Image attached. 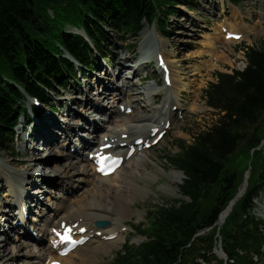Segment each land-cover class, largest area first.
I'll return each instance as SVG.
<instances>
[{"label":"trees","instance_id":"trees-1","mask_svg":"<svg viewBox=\"0 0 264 264\" xmlns=\"http://www.w3.org/2000/svg\"><path fill=\"white\" fill-rule=\"evenodd\" d=\"M155 1L156 8L151 0H0V150L10 141L20 109L23 94L18 86L45 96L34 80L52 87L72 72L64 50L87 66L93 63L89 42L68 32L67 25L83 28L103 51L109 42L107 29L137 33L144 18L157 16L158 11L175 13L176 5L187 0ZM247 56L245 70L220 74V81L209 91L210 104L225 113L199 133L193 144L181 146L174 158L188 174L182 190L189 199H175L150 212V240L139 248L127 245L126 253L119 254L115 264L188 262L217 240L216 228L193 238L215 223L224 204L238 190L254 135L264 138V50L251 46ZM254 157L264 159L261 150L255 151ZM254 193L250 190L244 196L221 228L225 250L236 258L235 264H255L249 255L240 256L235 251L258 248L245 245L244 214Z\"/></svg>","mask_w":264,"mask_h":264},{"label":"bare ground","instance_id":"bare-ground-1","mask_svg":"<svg viewBox=\"0 0 264 264\" xmlns=\"http://www.w3.org/2000/svg\"><path fill=\"white\" fill-rule=\"evenodd\" d=\"M231 12L233 21L223 22L220 28H222V26L226 23V26L229 29H235L239 31L245 29L247 25L243 22L242 16L236 13V8L233 7ZM246 13L249 14V12ZM248 26V29L254 31L257 30V32H261L262 30H264L260 26H253L250 24ZM220 28L217 30L216 34H207L202 46L200 45L198 50L196 51V55L198 58H203L205 55L210 56V59L207 61V66L209 68H212L211 62L213 59H218L222 62H225L223 59H226V61L230 63L229 54H226V52L221 50L220 47L221 45L230 46L235 42L232 41L230 43V41L226 40ZM145 35L146 38L142 42L141 50L149 49V44L151 42V36H149L147 32L145 33ZM231 47L232 46H230V48ZM159 50L161 51V48H159ZM162 53L165 56V59L170 62L172 71V83L174 82L177 89L176 95L179 96L183 89L191 90L193 88V85L185 80V77L183 75L184 68H182L180 65H174L172 63L173 61L171 60V54L164 52ZM142 60H138V56L136 57V59H134L130 55L124 54L120 58L119 63L116 66V69L119 70V73H117V75L113 74V68L107 71L106 75L114 76L112 77V79H110L113 82L112 84L114 85V87L111 84L110 88L108 84L102 81L105 84L104 87L108 88V92L104 91L105 94L103 95H101V93H98V95H100V98H103L102 101L97 100V98L93 100L100 102L102 106L99 105L98 108L101 109L104 105H109V109L113 114V117L108 121L109 126H111L108 131L105 133L101 132L97 134L99 136L101 135V137H97V140H99V138L101 139L100 143H102V139L105 136L114 138L116 136H121L123 133L127 132H148L151 127L161 125L162 115L167 111V105L169 103L168 98L164 95L166 94L165 92L167 91V89L164 87L148 88L144 86L140 81H133L131 83L129 81L123 80V83H120L121 79L125 78L124 75H127L126 71L128 69L133 72L132 76L134 78L140 76L142 67L151 62L150 57L149 59L148 57L145 58L144 61ZM131 61L133 63L132 65L130 63ZM207 66L206 63L196 60L189 68L191 69L192 75H199L204 68H207ZM140 79H142V77H140ZM192 91L194 93L189 108L201 113L204 111V106L203 104L199 105L197 103L201 91H196L195 89H192ZM127 92H133L132 94H134V96L139 97V101L145 102L146 105L144 106V110H142L141 112H139L138 110L136 114L132 115L117 114L120 113V108L118 104L117 106L114 104L119 98L122 99L124 94ZM158 97H161L163 101L159 105H155L154 103H156L155 101L158 99ZM110 102H112L113 104ZM174 103L177 104L178 102L174 100ZM94 106L95 105H93L92 107ZM91 112H94L92 108H88V113ZM93 115L94 113H92V116ZM94 118L97 119L98 117ZM46 124V119L41 121V125L36 132V137H40L44 142H48V146L50 147L49 155L53 154L55 156L54 159H56L55 165L52 168H46L45 170L39 169L40 164L36 162L37 158L44 156H40L41 152L39 153V149H41V146H39V143L35 142L36 139L33 138L34 140L29 141L30 137L32 136H30L28 139L24 136L22 140L23 147H25L27 144L31 145L29 146V148L22 149L25 157L21 159L15 158L14 161L11 162L12 164L22 165L24 166L23 168L14 169L5 161L3 164L1 162L2 158L0 157V164L2 165L0 172L1 174L5 175L6 183L9 185L19 184L20 186L19 188L16 187L15 193L12 192V195L17 197L18 202L10 201V203H13L14 206L23 203L22 193H24V189H26L28 185L32 186L33 184H38L41 187L43 186V184L51 183L53 180L56 181L55 184L61 181L69 187L74 186L83 189L85 194L84 198H79L77 200L78 205H72L67 200V198H64L63 195L58 196L57 194H55L54 197L59 199L60 203L56 204L54 206V209L51 210L53 212V217H51L50 219L51 224L56 225L57 222L60 223L61 220H65L68 218H84V221H96L105 219L109 220L112 225L105 227L104 230L115 232L114 230L119 229L124 219L126 218L127 212L130 209L129 204L135 200V196L145 195L148 192V187L145 184H141L139 182H142L143 180L144 182L154 180L158 176L157 172L162 171V169L164 168H159L160 165L159 167L155 165L154 169L148 168L150 161L155 162V160L151 157L149 151H145L144 154H141L139 157L131 158L127 165L117 170L111 176L100 177L96 175L94 171L92 172L91 168H89V165L91 163L88 157H84L82 155L77 156L70 153V151L68 153H65V151L59 149L55 150L54 148L58 144V140L54 136H57V133L53 134L51 131H49L51 130L50 128L46 131V128L49 127L46 126ZM76 124L78 128L80 126V123L77 122ZM94 125L98 126L97 123H94ZM67 126L69 127L70 132L76 131L75 128L71 129L72 125ZM92 145L93 142H89V146ZM71 156H76L77 158L69 160L63 165H59V159L65 157L69 158ZM70 170H72V172H70ZM34 173L38 174L39 179L29 180L28 175L32 176V174ZM54 173L57 175L55 179H52L48 176ZM175 174L180 176L182 173L180 171H175ZM107 181L112 182V184L107 185ZM89 184H93L92 188L90 189L88 188ZM32 191H34V193L39 192V190L37 189ZM233 203L223 212L221 219H224L228 215ZM3 206L4 205L0 203V213L8 211V213L6 214L8 215L6 222H9V219L11 217L10 215L15 214V212L13 211V206L10 205L9 208L5 210L3 209ZM88 223L92 224L93 222ZM41 230L44 233L49 231L48 221H46L45 226H43ZM122 240H124V235L122 233H119L115 239L109 241H101V244H98L93 248H89L88 244L86 243L76 251V253L78 254V259H67L70 264H98V255H100L102 252L105 253L106 247H109L110 250L114 246L119 244ZM19 241L20 239H11L8 236L0 240V261L5 264H14L16 262L15 260L16 257H18V254L20 252H23V249H26L24 255L27 256V258H30L28 262H26V264H42L44 262V260H42V256L52 253V250L48 248H46L43 252H36L35 250H33L31 248L33 246V243H38L35 240H31V242L30 240L22 241L20 243ZM20 255L21 254H19V256Z\"/></svg>","mask_w":264,"mask_h":264},{"label":"rangeland","instance_id":"rangeland-1","mask_svg":"<svg viewBox=\"0 0 264 264\" xmlns=\"http://www.w3.org/2000/svg\"><path fill=\"white\" fill-rule=\"evenodd\" d=\"M201 1H206V0H201ZM239 4L243 8L244 11L248 9L251 12L252 19L250 20L253 23V25L259 26L260 23L258 20H261L263 23V27H264V18L260 17L257 20L256 11L260 10V8H254L251 4V0H239ZM179 9L182 11V9H186V7L181 5ZM211 13L212 12L210 11L202 10V8H199L197 11H193V13L192 12L189 13V15L188 14L185 15L179 12V15L170 18L171 22L168 23V24H171L169 26V30L171 31V35H172L171 37H169V40L171 42L172 41L174 42H173V46H166L167 48L166 51L172 52L171 53L172 55H179L180 57L179 60L174 59L173 61L175 64H178V65L181 62L180 65L182 67L187 68L186 74L184 73L185 75L189 74L188 70L190 71L191 75H189V80L193 81V83H197L198 81H201L203 78L205 82L204 76L207 74L213 75V78H214L215 73L212 71V69H209L207 67L206 70H204V72L202 73V75L197 80H195L196 76L192 75L191 69L189 68L197 60L196 51L199 48L198 43L200 41L205 40V36L216 25L215 23H217L218 19H220V18L217 19L214 16L211 17L210 16ZM204 21L206 22L208 21L210 23L209 24L210 29H208L207 31L205 30L206 26H202V24H205ZM149 32H151V28L149 29ZM143 36L144 35L142 33L140 37V41H139V46H138L139 51H140L141 44L143 42V39H142ZM173 36H174V39H173ZM112 41H113V50L116 51L120 49L119 50L120 52L121 50L122 51L124 50L123 49L124 45H129L131 42L129 38L127 40H124L123 42L120 39V36L116 34L115 35L113 34ZM249 45H254L256 47L264 49V30H262L261 32H257V30L252 31L249 38H247L243 43H238L237 45L232 46V48L226 46L225 51L227 52V54L230 55V58H229L230 63H228L226 59H223L225 62H221L223 65V67H221V71L232 73L234 72V70H238V69L240 70V69L245 68L246 58H245L244 47L249 46ZM138 50L137 52H139ZM116 58L117 57L113 59L114 62L112 61L109 64L110 66H113L114 63L116 64V61H117ZM104 71H101V72L95 71L94 73H91L89 79H87L88 85H95L98 78H101V77L103 78V81H105V83L108 82L107 77L109 76L104 75ZM127 73H129V71ZM155 81L158 82L156 79L151 78L145 82V85H153ZM207 82L208 81H206L205 83ZM203 89L201 90L197 103L199 105L203 104L205 111L202 113H197L196 111L192 110L190 115H188L186 119L177 123L176 128L173 130V132L168 137H166L157 147H154L153 149L150 150V154L152 155L153 158H155L156 162L150 161V165L148 167L150 169H154L155 165L159 166V164L160 165L162 164L163 166H165L164 169L166 172L164 174H161L162 172H159L158 177L160 178L161 182L160 181L159 182H154V181L153 182H150V181L143 182L144 180L142 181L149 188L150 197H147V198L142 197V196L135 197L134 202H131L129 204L130 209L128 210L127 216L123 221L124 224L130 225V224H137L141 220L145 221L144 216L146 217V212H147L146 210L148 208L163 204L165 201H168L170 199H174L180 196L178 187L180 183H182L183 181L184 174L180 176H176L175 172L173 171L175 168L168 162V160L166 159V156L169 157L179 151L176 144L178 143L179 140H182V137L186 138L188 143H191L193 140L194 134H197L201 130L208 128L209 126H211L213 123L217 121L218 110L212 107H209L207 105V102L205 99V93ZM54 96L59 99H65V97H68L69 99H71L73 101L71 107H70L71 100L66 101L69 107L68 110H70L69 113L67 112L68 115L73 116L74 113L76 112H77V115L79 114V117L80 116L82 117L83 115L85 119L84 120L82 119L81 123H83L86 129H89L90 125L87 123V121H88V118L90 117L89 115L86 114V112L88 110V107H90V103L87 101V96L82 97L80 93L68 92L67 90L62 89V88H60L57 92H55ZM79 97L82 98V100L84 99L86 104L85 103L83 104V102L79 101L78 100ZM185 97H187L186 101L189 103L192 100L193 94H188ZM74 100L78 101L77 105ZM62 109H63L62 111L65 113V107ZM58 115L61 116V113H59ZM63 118H66V120L69 121L67 116H64ZM254 138H256V135L254 136ZM261 144H264V140L261 141ZM39 146H41V149H39V153L41 152L40 156L45 157V154L47 155V152L50 151V147L47 145H43L41 143H39ZM26 147L28 148V146ZM54 149L57 150V148H54ZM19 150H22L20 147V143L14 144V146L9 150L7 149V150L2 151L1 155L3 156V161L9 160L7 162H9L13 168H16V169L23 168L24 166L22 165H16V164L11 163V161H14L15 158L21 159L25 157L23 156L22 153H20L19 155L18 154L12 155L13 151L17 153L19 152ZM44 157L37 158L36 162L40 164L39 169H42L43 167H45L43 168L44 170L46 168L47 169L52 168L56 162V159H54L55 156L53 154H50L48 155V158H46V160ZM41 159H43V161H41ZM68 160L64 158L59 159L60 161L59 165L65 164ZM72 170H70V172H72ZM55 175L56 174L54 173L48 176L52 179H55ZM142 182H139V183H142ZM55 183L56 181L53 180L51 183H46V184H43V186H41L40 190H42V192H41L40 197L43 199L41 207L44 206L43 208L45 210H47L46 208H49V207L52 208L56 204L60 203L59 202L60 200L54 197L55 194L59 196V195L64 194L65 192L63 189V186H66V184L64 182L60 181V182H57V184ZM106 184L111 185V182L107 181ZM92 186H93L92 184H89L88 188L90 189L92 188ZM5 187L6 186H5V181H3V176L0 175V202L6 201L5 198L7 196L5 195V192H6ZM37 187H40V186H37ZM67 189H69V187H67ZM84 194L85 193L83 190H79V191H76L72 196H69V198L67 199L72 205L73 204L78 205L77 200L79 198H84ZM257 211L259 212L263 211L262 205H259L257 207ZM1 217L2 216H0V219ZM132 231L133 232L131 234L128 233L127 235H125L124 240H122L116 247H113L111 251L105 250V253L102 252L100 255H98L97 257L99 261L98 264H111L115 256V252L121 249V247L126 242V240L130 239L131 243H138L142 236L140 234H136L134 230ZM9 233L13 234L12 231H9ZM5 236L6 235L2 234L0 238H3ZM88 244H89L88 245L89 248H93L97 246L99 242L92 241ZM24 252L25 250H23V252H20L19 253L21 254L20 256L18 254V257H16V260H15L16 262L14 264H26V262H28L30 258H27V256L24 255ZM0 264H4V263L0 261Z\"/></svg>","mask_w":264,"mask_h":264},{"label":"water","instance_id":"water-1","mask_svg":"<svg viewBox=\"0 0 264 264\" xmlns=\"http://www.w3.org/2000/svg\"><path fill=\"white\" fill-rule=\"evenodd\" d=\"M255 142H256V143H258V142H259V140L257 139V140H255Z\"/></svg>","mask_w":264,"mask_h":264},{"label":"snow or ice","instance_id":"snow-or-ice-1","mask_svg":"<svg viewBox=\"0 0 264 264\" xmlns=\"http://www.w3.org/2000/svg\"><path fill=\"white\" fill-rule=\"evenodd\" d=\"M66 239H70V237H66Z\"/></svg>","mask_w":264,"mask_h":264}]
</instances>
